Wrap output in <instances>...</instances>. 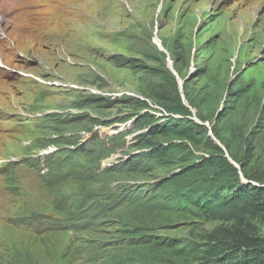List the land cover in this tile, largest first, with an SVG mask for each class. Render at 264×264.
<instances>
[{
  "label": "rangeland",
  "instance_id": "1",
  "mask_svg": "<svg viewBox=\"0 0 264 264\" xmlns=\"http://www.w3.org/2000/svg\"><path fill=\"white\" fill-rule=\"evenodd\" d=\"M55 1L0 0V264H205L214 145L264 185V0Z\"/></svg>",
  "mask_w": 264,
  "mask_h": 264
},
{
  "label": "trees",
  "instance_id": "2",
  "mask_svg": "<svg viewBox=\"0 0 264 264\" xmlns=\"http://www.w3.org/2000/svg\"><path fill=\"white\" fill-rule=\"evenodd\" d=\"M177 113L190 114L188 108L185 110H176ZM150 114L142 116L145 123H150V131H160L165 135H177L182 138L193 140L194 132L197 128H203V132L207 134L208 130L203 124L195 122L193 119L185 117L181 122H171L170 124L163 123L161 126L154 123L150 119ZM183 123V124H182ZM213 132L217 135L214 126ZM210 140V137L208 136ZM215 152L212 155L213 163L223 168H228L230 173L227 174L226 182L218 187V194L212 199L213 205L227 206L229 216H224V220H235L236 223L232 227L221 226L215 228L212 232L213 239L210 246L206 248L205 264H264V233L245 229L246 220L259 219L264 222V185L254 184L249 180H242L240 171L244 172L245 177H249L244 171L243 163L231 156L241 163L240 167H235L226 156L223 149L219 145H214ZM217 161V162H216ZM252 180L251 178H248ZM229 191L230 194L222 197V194ZM47 226V225H46ZM46 229V228H45Z\"/></svg>",
  "mask_w": 264,
  "mask_h": 264
},
{
  "label": "bare ground",
  "instance_id": "3",
  "mask_svg": "<svg viewBox=\"0 0 264 264\" xmlns=\"http://www.w3.org/2000/svg\"><path fill=\"white\" fill-rule=\"evenodd\" d=\"M55 2H56L55 0H47L46 5H45L46 9L43 10V13L48 14V19L50 20L58 19V6L55 4ZM26 16L37 19L36 16L31 15V14H27ZM3 18H6V17L4 16ZM39 32H42L41 29ZM3 35H4L3 30H0V36H3ZM22 51L26 52L25 50H22ZM1 65H8V63L5 61L3 57H0V68H1Z\"/></svg>",
  "mask_w": 264,
  "mask_h": 264
},
{
  "label": "water",
  "instance_id": "4",
  "mask_svg": "<svg viewBox=\"0 0 264 264\" xmlns=\"http://www.w3.org/2000/svg\"><path fill=\"white\" fill-rule=\"evenodd\" d=\"M170 65H172V61L171 60H169V67H170ZM174 73H176V71L174 70V69H171ZM202 124H204V123H202ZM220 147L222 148V149H224L223 148V146L222 145H220ZM226 156H227V154H226ZM231 163H233V162H231ZM234 165H235V163H233Z\"/></svg>",
  "mask_w": 264,
  "mask_h": 264
}]
</instances>
